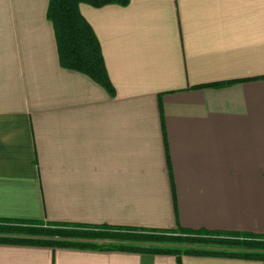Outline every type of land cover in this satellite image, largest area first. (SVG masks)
<instances>
[{
	"label": "crops",
	"instance_id": "1",
	"mask_svg": "<svg viewBox=\"0 0 264 264\" xmlns=\"http://www.w3.org/2000/svg\"><path fill=\"white\" fill-rule=\"evenodd\" d=\"M47 4L0 0V219L264 235V0L80 4L114 97L60 67ZM0 264L264 263L0 244Z\"/></svg>",
	"mask_w": 264,
	"mask_h": 264
},
{
	"label": "trees",
	"instance_id": "2",
	"mask_svg": "<svg viewBox=\"0 0 264 264\" xmlns=\"http://www.w3.org/2000/svg\"><path fill=\"white\" fill-rule=\"evenodd\" d=\"M130 0H48L46 18L53 27L61 68L87 76L110 96H115L100 43L79 10L80 4L93 8L108 5L126 7ZM264 78V77H259ZM210 83L199 88H216L239 81ZM197 87V88H198ZM0 244L54 249L118 251L182 256L218 257L264 263V235L224 231L169 230L78 225L54 222L0 219Z\"/></svg>",
	"mask_w": 264,
	"mask_h": 264
}]
</instances>
